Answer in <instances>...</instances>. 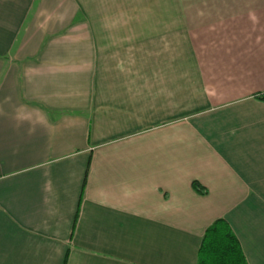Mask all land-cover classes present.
I'll return each instance as SVG.
<instances>
[{
    "label": "crops",
    "instance_id": "0c3cea01",
    "mask_svg": "<svg viewBox=\"0 0 264 264\" xmlns=\"http://www.w3.org/2000/svg\"><path fill=\"white\" fill-rule=\"evenodd\" d=\"M219 219L264 264V0H0V264H197Z\"/></svg>",
    "mask_w": 264,
    "mask_h": 264
},
{
    "label": "trees",
    "instance_id": "16d2710c",
    "mask_svg": "<svg viewBox=\"0 0 264 264\" xmlns=\"http://www.w3.org/2000/svg\"><path fill=\"white\" fill-rule=\"evenodd\" d=\"M193 189L201 195L207 194V189L199 183H194ZM197 264H248L237 235L225 219L217 220L207 229Z\"/></svg>",
    "mask_w": 264,
    "mask_h": 264
}]
</instances>
